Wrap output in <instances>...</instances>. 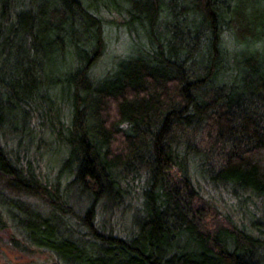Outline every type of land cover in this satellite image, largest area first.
<instances>
[{"label":"trees","instance_id":"1","mask_svg":"<svg viewBox=\"0 0 264 264\" xmlns=\"http://www.w3.org/2000/svg\"><path fill=\"white\" fill-rule=\"evenodd\" d=\"M110 15L134 48L95 79ZM206 186L264 202V0H0L13 245L53 264H264L258 219ZM132 206L130 234L107 228Z\"/></svg>","mask_w":264,"mask_h":264},{"label":"rangeland","instance_id":"2","mask_svg":"<svg viewBox=\"0 0 264 264\" xmlns=\"http://www.w3.org/2000/svg\"><path fill=\"white\" fill-rule=\"evenodd\" d=\"M120 19H116L113 16H106L104 18L105 24V52L101 59L92 67L91 76L95 79L101 78L105 72L111 67V63L115 57H123L130 53L131 49L134 48V42L128 37L126 32L118 24ZM135 43H137L135 41ZM224 45L231 49L228 37L225 38ZM22 141H25L23 139ZM55 149V148H54ZM51 148L45 157L50 159H58V155L55 154V150ZM56 155V157H54ZM55 166L52 167V172ZM209 191V195L212 201L225 215H231L236 221H242L246 225L250 218L256 222V227L261 229L262 235L264 236V202L259 199H254L252 196L243 194H233L230 190L224 187H211L206 186ZM140 200L133 202V206L137 207L140 205ZM133 206L126 211L125 215L121 212L109 213L110 218L108 220V229H112L115 232H121L130 234L133 230L132 219L136 215L133 211ZM247 212L249 215H247ZM141 213L139 212V214ZM251 216V217H250ZM104 217V214H100L98 222ZM12 238L21 240L20 235L9 226V223L5 222L3 227H0V264H53L50 261L47 254L40 251H22L19 247L13 245Z\"/></svg>","mask_w":264,"mask_h":264}]
</instances>
